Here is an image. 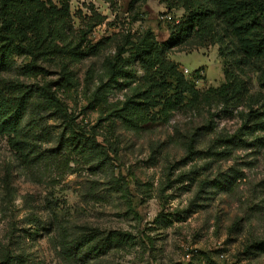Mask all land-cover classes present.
Returning a JSON list of instances; mask_svg holds the SVG:
<instances>
[{"label": "rangeland", "instance_id": "374dc122", "mask_svg": "<svg viewBox=\"0 0 264 264\" xmlns=\"http://www.w3.org/2000/svg\"><path fill=\"white\" fill-rule=\"evenodd\" d=\"M130 2L70 0L59 51L16 52L0 72L36 95L23 155L0 137V264H264V61L245 62L220 24L169 51L186 81L201 69L184 91L146 73L135 45L147 30L166 41L187 14ZM127 39L129 72L110 81ZM225 71L237 92L221 98ZM46 86L61 107L44 104Z\"/></svg>", "mask_w": 264, "mask_h": 264}, {"label": "trees", "instance_id": "16d2710c", "mask_svg": "<svg viewBox=\"0 0 264 264\" xmlns=\"http://www.w3.org/2000/svg\"><path fill=\"white\" fill-rule=\"evenodd\" d=\"M70 0H0V72L11 66V57L16 52L28 54H56L59 49L52 45V40L59 36V24L69 16ZM145 0H131L132 5ZM168 11L183 9L187 14L184 19L173 22L174 27L164 42L154 41L153 33L147 30L139 44L135 45L136 54H140V63L146 73L162 69L176 85L189 93H197L195 84L202 77L200 68L192 72V81H186L179 71V64L167 57L170 50L185 46L186 43L210 38L223 24L225 31L235 40L243 60L264 61V0H162ZM102 21L100 18L97 24ZM132 43L127 39L119 46L113 60L106 61L110 81H115L129 71L119 64L130 63L129 57L122 58L127 46ZM200 45V43L198 44ZM125 65V66H126ZM31 64L27 68L34 67ZM165 76V77H166ZM195 83V84H194ZM184 84H187L185 86ZM235 79L225 71V83L212 89L221 98L236 93ZM184 85V86H183ZM210 92L207 91L209 97ZM43 102L50 108L61 107L60 100L49 86L40 93ZM34 91L26 84L0 80V137L7 138L10 147L23 155L26 143L21 137V124L33 100ZM175 101V102H174ZM177 97H166L163 105L172 108L178 103ZM146 121V120H145Z\"/></svg>", "mask_w": 264, "mask_h": 264}, {"label": "built area", "instance_id": "2783aa9c", "mask_svg": "<svg viewBox=\"0 0 264 264\" xmlns=\"http://www.w3.org/2000/svg\"><path fill=\"white\" fill-rule=\"evenodd\" d=\"M162 19L164 21H168L171 19V16L169 15V13H166L164 16H162ZM185 72L188 73L189 71L187 69H185ZM201 72V71H200Z\"/></svg>", "mask_w": 264, "mask_h": 264}]
</instances>
